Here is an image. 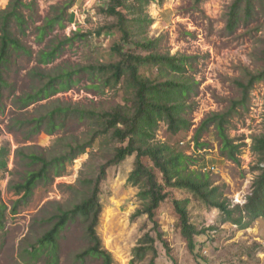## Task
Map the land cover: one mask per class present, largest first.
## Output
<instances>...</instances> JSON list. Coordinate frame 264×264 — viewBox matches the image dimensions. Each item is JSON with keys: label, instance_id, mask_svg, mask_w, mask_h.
<instances>
[{"label": "rangeland", "instance_id": "374dc122", "mask_svg": "<svg viewBox=\"0 0 264 264\" xmlns=\"http://www.w3.org/2000/svg\"><path fill=\"white\" fill-rule=\"evenodd\" d=\"M23 1L29 5L23 9L24 23L11 27L22 49L9 58L4 72L8 85L0 102V148L9 153L7 171L0 170V264H101L97 258H77L88 245L82 217L70 221L61 232L56 262L49 254L33 257L28 251L49 230L59 211L71 209L87 196L86 181L94 178L105 163L110 147H100L96 142L67 165L61 177L48 176L20 201L14 187L37 169L25 155L56 156L66 143L87 141L93 127L88 122L70 120L52 135L43 131L31 135L28 130H12L10 126L14 118L36 117L53 105L106 111L122 102L120 94L92 88L97 81L79 74L67 90L28 108L20 110L14 103L15 98L41 86L32 72L56 74L115 60L111 48L118 34L105 31L97 35L98 29L114 20L101 12L104 0ZM233 1L165 0L146 9L152 19L146 36L160 40L161 53L187 57V75L197 82V94L189 102L193 110L186 115L188 126L171 137L162 123L156 141L177 146L192 156L196 162L190 170L219 187L231 211L227 217L185 190L165 189L169 197L161 203L157 219L169 250L156 242L155 264H264V218L252 219L244 209L259 174L256 168L264 167L252 149L253 139L264 136V6L255 2L252 15L247 18L242 12L239 24L229 32L227 13ZM7 5L8 0H0V12ZM59 13L64 15L62 27L54 26L41 38L39 28ZM59 43L62 45L54 61L40 64V52ZM147 75L153 77L152 73ZM249 83L247 94H243L242 86ZM226 113L229 124L225 134L238 147L235 161L221 156V140L214 127L201 134L199 143L204 147L196 148L191 142L206 117ZM133 163L132 156L110 166L100 186L102 210L96 232L114 264H147L150 258L148 255L140 262L133 255V249L151 228L146 216H136L141 208L138 189L127 182ZM173 199L187 200L190 222L204 232L196 238L192 253L181 236Z\"/></svg>", "mask_w": 264, "mask_h": 264}, {"label": "trees", "instance_id": "16d2710c", "mask_svg": "<svg viewBox=\"0 0 264 264\" xmlns=\"http://www.w3.org/2000/svg\"><path fill=\"white\" fill-rule=\"evenodd\" d=\"M165 0H104L105 6L101 12L114 20L110 26L97 30V35L116 32L118 40L111 48L115 60L80 67L72 71H60L56 74L47 72H32V76L40 82V87L30 93L15 98L20 110L55 95L60 90H67L73 83V77L87 74L91 80L97 81L92 88L111 90L122 96V102L106 111L88 110L82 107L58 104L47 107L44 112L31 118H14L10 128H22L31 135L42 131L52 135L65 127L70 120L88 122L93 127L89 139L80 143H66L56 156L25 155L30 165L37 167L27 173L22 183L14 187L15 193L21 199L28 198L33 188L40 181L51 175L61 177L67 165L83 155L97 142L100 147L109 146L111 152L106 156L105 163L98 168L94 178L86 181L88 194L71 209L59 211L47 230L28 251L33 257L49 254L56 262V248L61 232L68 223L77 217L85 221V234L88 245L77 255L79 260L89 256L97 258L101 264H114L112 256L103 246L97 235L96 228L102 210L100 203V186L106 178L107 169L127 159L134 157L133 170L127 182L138 189L137 197L141 208L136 216H146L151 224L150 231L140 239L133 255L136 261H143L150 256L147 264H155L157 250L155 243L160 242L168 251V242L164 238L163 229L157 219V213L162 202L169 197L165 189L175 188L185 190L199 198L207 206L220 211L229 217L226 200L222 198L220 189L211 186L207 177H202L190 170L196 161L177 146L167 142L158 143L156 133L163 123L169 136H176L188 126L186 115L193 110L190 100L197 94V82L187 75L188 58L174 56L159 51V39H149L147 29L152 19L147 8L152 3L162 4ZM255 2L264 6V0H234L227 13V30L232 32L241 20V13L249 18L255 7ZM29 8L23 0H8L7 7L0 12V102L3 91L7 88L4 72L13 52H18L22 46L13 36L12 25L21 27L24 23L23 9ZM64 15L47 19L45 25L39 28L42 38L54 26L62 27ZM75 37L84 35L74 34ZM69 41V39H67ZM63 43V42H62ZM42 51L39 63L51 64L58 55L62 45ZM152 73V76L147 74ZM256 80V79H254ZM251 84L242 86L243 94ZM228 114H211L200 124L192 139L196 148L204 147L199 143L201 134L214 127L221 140V156L229 160L236 159L238 147L225 134L228 126ZM253 151L264 163V136L253 139ZM6 148H0V170L7 171ZM259 174L252 184L251 194L244 205L246 213L252 219L264 218V167L257 166ZM163 183V184H162ZM175 213L178 216L180 233L186 242L187 249L192 253L197 246V237L204 232L190 222L187 200L173 199ZM2 211L0 210V217ZM154 235H152L151 233Z\"/></svg>", "mask_w": 264, "mask_h": 264}]
</instances>
